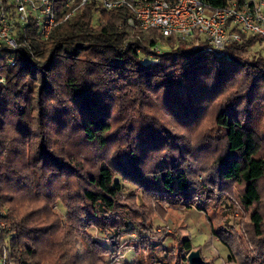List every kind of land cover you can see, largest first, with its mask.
Returning <instances> with one entry per match:
<instances>
[{"label": "trees", "instance_id": "obj_1", "mask_svg": "<svg viewBox=\"0 0 264 264\" xmlns=\"http://www.w3.org/2000/svg\"><path fill=\"white\" fill-rule=\"evenodd\" d=\"M63 1L55 0L56 9ZM7 3L0 0V11ZM128 17L85 5L46 40L30 26L14 36L16 50L0 49V264L4 252L6 264H112L123 235L136 231L122 230L126 217L137 222L142 216L137 207L145 210V225L154 221L145 207L154 213L169 201L205 203L211 197L197 193V175L188 177L181 166L193 148L180 140L213 104L220 131L206 134L223 133L227 146L214 162L216 175L244 184L241 201L252 209L249 224L264 252L258 186L264 138L257 132L264 105L252 104L264 102V56L251 55L260 40L242 37L228 58H219L203 43L130 27ZM148 106L173 117L175 126L161 123ZM56 201L67 215L64 228L52 210ZM93 228L120 239L111 248L95 243ZM181 247L192 251L186 241Z\"/></svg>", "mask_w": 264, "mask_h": 264}, {"label": "rangeland", "instance_id": "obj_2", "mask_svg": "<svg viewBox=\"0 0 264 264\" xmlns=\"http://www.w3.org/2000/svg\"><path fill=\"white\" fill-rule=\"evenodd\" d=\"M164 48L167 50V47ZM255 53L264 56V46L257 44L252 47L251 55ZM145 103L149 104V102ZM252 104L260 106L264 105V102L253 99ZM216 106L213 104L203 111L196 120L195 126L185 133V140H180L181 144L186 143L187 146L193 148H191L192 156H187L185 153L186 155L181 157V160L185 158L181 163V166H184L185 174L188 177L197 175V184H199L196 186L197 193L200 195L205 193L211 198L204 196L205 203H200L197 198H194L192 202H188L189 205L178 201L164 202L160 204L162 212L151 213L152 209L149 210L145 207L149 218L154 220L145 225H143L145 210L142 206L137 207L139 212L143 213L142 216L139 215L136 218L137 222H131L126 217L125 228L122 230L128 231L134 228L133 230L136 231L130 235H123L122 240L118 242L119 254L112 264H188L187 259L192 254L197 255L201 264H264V252L258 248L253 229L249 224L252 209L243 207L241 201L244 184L223 182L224 172L219 173L222 174L221 177L216 175L214 162L221 153H225L227 150L223 133L218 132L212 138H208L209 133L206 134L210 131H220L216 129L214 122L218 112L215 109ZM259 109L263 111L264 108ZM148 110L156 111L150 106H148ZM156 116L166 126L168 123H173L174 126L176 124L173 117L167 120L162 111L157 110ZM259 120L257 132L261 138H264V119L261 116ZM168 126L171 127V125ZM181 127H184L183 123H179L178 128ZM171 128L170 130L173 132L174 130ZM208 176L213 181L208 180ZM123 186L126 193L132 192V186L125 183ZM200 186L206 188V191L197 190L200 189ZM258 186L261 196L259 208L264 215V178ZM144 203L145 199L139 202L143 205ZM52 210L59 217L61 228H64L67 215L61 202L56 201ZM4 212H2L3 215ZM103 216L107 217V214L103 212ZM1 222L0 229H4L3 220ZM88 233L95 243L103 244L109 248L116 243V233L112 232L111 235L105 236L94 228L89 229ZM118 237L116 238L118 239ZM183 241L190 244L191 252L181 250ZM238 241L240 242L239 249L234 254L232 249L236 248ZM224 242H228V244H224ZM138 244L141 245L139 249ZM240 253L246 255V258L242 260L243 255ZM4 257L7 258L5 252L2 254V258Z\"/></svg>", "mask_w": 264, "mask_h": 264}, {"label": "built area", "instance_id": "obj_3", "mask_svg": "<svg viewBox=\"0 0 264 264\" xmlns=\"http://www.w3.org/2000/svg\"><path fill=\"white\" fill-rule=\"evenodd\" d=\"M72 4L73 0L63 1L58 10L55 0H8L0 11V49L16 50L14 36H24L30 26L36 28L38 39L46 40L85 5L99 12L126 11L130 27L154 29L187 45L203 43L205 52L219 58H228L230 46L241 43L242 37L258 38L264 46L263 0H228L224 5L206 0H81L78 8ZM10 64L14 65L12 58ZM1 264H6L5 257Z\"/></svg>", "mask_w": 264, "mask_h": 264}, {"label": "water", "instance_id": "obj_4", "mask_svg": "<svg viewBox=\"0 0 264 264\" xmlns=\"http://www.w3.org/2000/svg\"><path fill=\"white\" fill-rule=\"evenodd\" d=\"M188 261L190 264L198 263V258L196 254H192L189 256Z\"/></svg>", "mask_w": 264, "mask_h": 264}]
</instances>
